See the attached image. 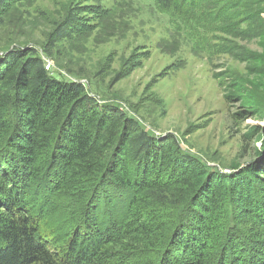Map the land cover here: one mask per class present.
Masks as SVG:
<instances>
[{
  "label": "trees",
  "instance_id": "16d2710c",
  "mask_svg": "<svg viewBox=\"0 0 264 264\" xmlns=\"http://www.w3.org/2000/svg\"><path fill=\"white\" fill-rule=\"evenodd\" d=\"M153 1L186 20L208 0ZM212 1L218 19L238 0ZM38 50L6 46L0 56V264H264V123L239 130L242 156L252 155L223 171L54 76ZM224 83L240 89L229 74Z\"/></svg>",
  "mask_w": 264,
  "mask_h": 264
},
{
  "label": "rangeland",
  "instance_id": "374dc122",
  "mask_svg": "<svg viewBox=\"0 0 264 264\" xmlns=\"http://www.w3.org/2000/svg\"><path fill=\"white\" fill-rule=\"evenodd\" d=\"M219 5L208 0L179 20L153 0H10L0 14V56L3 47L32 45L54 76L81 81L100 102L119 103L228 171L252 155L242 156L239 130L264 123V0H238L217 19ZM64 24L68 32L46 56L47 35ZM225 74L239 90L220 84ZM246 105L258 116L240 123L233 113Z\"/></svg>",
  "mask_w": 264,
  "mask_h": 264
}]
</instances>
